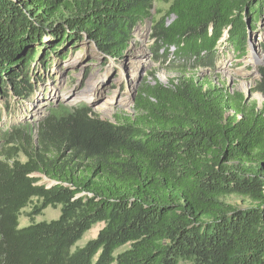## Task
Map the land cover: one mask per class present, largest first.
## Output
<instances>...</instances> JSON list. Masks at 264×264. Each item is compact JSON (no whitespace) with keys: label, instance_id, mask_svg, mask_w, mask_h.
<instances>
[{"label":"trees","instance_id":"obj_1","mask_svg":"<svg viewBox=\"0 0 264 264\" xmlns=\"http://www.w3.org/2000/svg\"><path fill=\"white\" fill-rule=\"evenodd\" d=\"M148 22L154 58L173 48L182 75L143 84L131 115H10L78 44L120 60ZM220 40L234 62L249 42L264 53V0H0V264H264V103L192 72ZM48 206L56 219L19 227Z\"/></svg>","mask_w":264,"mask_h":264},{"label":"rangeland","instance_id":"obj_2","mask_svg":"<svg viewBox=\"0 0 264 264\" xmlns=\"http://www.w3.org/2000/svg\"><path fill=\"white\" fill-rule=\"evenodd\" d=\"M153 14L156 15V12L153 11ZM219 42L221 56L214 66L192 72L198 73L202 81L222 85L231 92H240L247 100L262 105L264 96L252 90L259 66L253 58L259 54L257 43L249 42L248 55L234 62L231 55L222 57L225 51L220 47L222 40ZM151 45L150 27L146 25L136 28L134 39L130 41L120 60L105 61L98 57L89 44H78L65 58L50 67L51 69L54 67V70H51L49 79L43 72V82L37 83L33 98L20 102L19 107H16L10 115L23 117L34 124L46 115L51 107L57 105L71 107L81 101L87 102L93 112L102 119L113 121L115 114L131 115L134 97L143 84L152 85L159 82L168 86L171 79L175 80L182 75L174 67L169 66V63L175 62L173 48L169 49L167 56L161 51L163 56L158 60L154 58ZM80 46L83 47L81 50H79ZM259 56L261 59L258 62L264 59L262 55ZM229 200L239 207H245L248 203L246 199L237 197H230ZM28 211L29 207L24 208L22 215L19 216V227L29 225L30 221L36 223L50 221L60 214L59 207L51 206L32 218L26 215ZM102 226L103 223L94 224L76 242L72 250L94 239ZM179 264L191 263L182 261Z\"/></svg>","mask_w":264,"mask_h":264},{"label":"water","instance_id":"obj_3","mask_svg":"<svg viewBox=\"0 0 264 264\" xmlns=\"http://www.w3.org/2000/svg\"><path fill=\"white\" fill-rule=\"evenodd\" d=\"M150 23H151V22H148V27H150ZM258 53H259L260 55H262V57H264V53H263V52H261L260 50H258ZM262 60H263V61H262ZM262 60H261L262 62H261V61L258 62V65H259V66L264 65V59H262ZM259 66H258V67H259ZM261 95H262V94H261ZM262 96H263V95H262ZM246 99H247V98H246Z\"/></svg>","mask_w":264,"mask_h":264},{"label":"bare ground","instance_id":"obj_4","mask_svg":"<svg viewBox=\"0 0 264 264\" xmlns=\"http://www.w3.org/2000/svg\"><path fill=\"white\" fill-rule=\"evenodd\" d=\"M253 58L256 61V63H258V61L261 59V56H259V54H256ZM252 62H253V60H252Z\"/></svg>","mask_w":264,"mask_h":264}]
</instances>
